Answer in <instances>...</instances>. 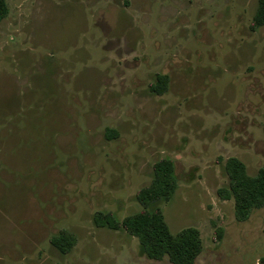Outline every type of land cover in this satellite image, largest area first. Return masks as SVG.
Here are the masks:
<instances>
[{"label":"rangeland","instance_id":"374dc122","mask_svg":"<svg viewBox=\"0 0 264 264\" xmlns=\"http://www.w3.org/2000/svg\"><path fill=\"white\" fill-rule=\"evenodd\" d=\"M0 22V264H172L123 228L170 158L161 208L196 227L194 264H264V206L234 215L225 160L264 163V26L257 0H5ZM157 73L168 88L150 91ZM61 230L75 243L49 242ZM219 234V236H218Z\"/></svg>","mask_w":264,"mask_h":264},{"label":"trees","instance_id":"16d2710c","mask_svg":"<svg viewBox=\"0 0 264 264\" xmlns=\"http://www.w3.org/2000/svg\"><path fill=\"white\" fill-rule=\"evenodd\" d=\"M7 13L6 1L0 0V22ZM261 26H264V0H257L249 28L255 31ZM168 81L167 74L157 73L149 86L150 91L156 95L163 94L168 88ZM224 169L228 183L217 189V195L223 200L232 199L235 218L245 220L252 209L264 206V163L254 175H249L245 164L231 156L225 160ZM176 187L174 164L170 158H162L154 164L150 182L136 194L140 211L120 221L113 213L98 211L94 214L95 224L125 229L138 239L141 253L150 259L160 260L166 257L172 264H194L203 248L198 229L187 226L173 233L161 208L154 205L170 200ZM49 242L65 254L74 245L75 237L61 230L57 235L51 236Z\"/></svg>","mask_w":264,"mask_h":264}]
</instances>
